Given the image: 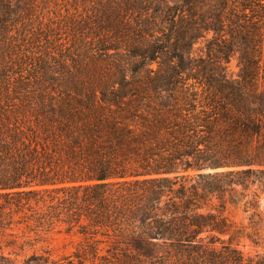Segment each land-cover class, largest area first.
Returning <instances> with one entry per match:
<instances>
[{
    "label": "trees",
    "instance_id": "1",
    "mask_svg": "<svg viewBox=\"0 0 264 264\" xmlns=\"http://www.w3.org/2000/svg\"><path fill=\"white\" fill-rule=\"evenodd\" d=\"M12 2L0 32L20 15ZM99 3V49L110 31L125 40L105 50L112 72L81 59L57 95L0 94V231L65 223L81 264H264L222 238L233 223L208 206L241 195L264 215V0ZM211 31L218 52H239L240 78L193 56ZM13 253L0 246V264H19Z\"/></svg>",
    "mask_w": 264,
    "mask_h": 264
},
{
    "label": "rangeland",
    "instance_id": "2",
    "mask_svg": "<svg viewBox=\"0 0 264 264\" xmlns=\"http://www.w3.org/2000/svg\"><path fill=\"white\" fill-rule=\"evenodd\" d=\"M12 3H19L22 9H19L20 15L6 25L7 30L0 32V94H18L25 98L57 95L64 90L62 86L66 79L63 77H68L65 72L68 69L75 71L76 63L81 59L84 64L98 59L87 74L107 76L114 69L107 61V47L122 46L125 52V40L115 39L111 31L109 34L112 36L104 34L109 41L99 49L96 37L102 36L97 28L102 7L99 0H13ZM258 19L257 26L261 25L264 38V18ZM242 21L251 24L249 20ZM222 33V38L231 39L228 24ZM222 38L218 39L211 31L194 45L192 54L195 57L203 55L211 65L221 64L229 78H240L239 52L225 54L216 50V43L222 44ZM208 49L211 51L209 57ZM92 55L95 57H90ZM153 67L157 68L158 63H154ZM194 81L191 79V82ZM208 206L221 209L233 223L232 236L226 234L222 237L227 243L244 254H264V215L245 204L241 195L232 200L227 194L223 202L215 199ZM13 239H16L15 245H8ZM82 243L83 236L76 230L68 231L65 223L37 232L23 225L0 231V246L6 252H14L13 256L17 257L19 264H26V259L32 254L50 258L49 262L42 260L40 264H81L75 253ZM83 263L91 264L92 260L88 258Z\"/></svg>",
    "mask_w": 264,
    "mask_h": 264
}]
</instances>
